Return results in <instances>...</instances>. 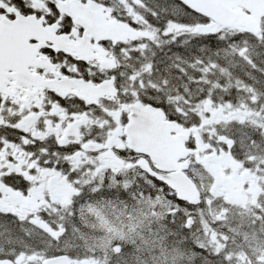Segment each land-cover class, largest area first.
I'll return each mask as SVG.
<instances>
[{"label":"snow or ice","instance_id":"obj_1","mask_svg":"<svg viewBox=\"0 0 264 264\" xmlns=\"http://www.w3.org/2000/svg\"><path fill=\"white\" fill-rule=\"evenodd\" d=\"M0 264H264V0H0Z\"/></svg>","mask_w":264,"mask_h":264}]
</instances>
